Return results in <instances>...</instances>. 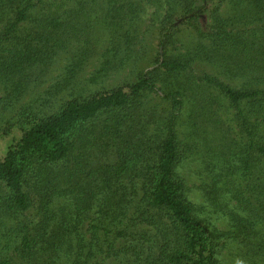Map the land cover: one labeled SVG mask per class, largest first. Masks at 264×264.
<instances>
[{
    "label": "trees",
    "instance_id": "trees-1",
    "mask_svg": "<svg viewBox=\"0 0 264 264\" xmlns=\"http://www.w3.org/2000/svg\"><path fill=\"white\" fill-rule=\"evenodd\" d=\"M0 264H264V0H0Z\"/></svg>",
    "mask_w": 264,
    "mask_h": 264
},
{
    "label": "rangeland",
    "instance_id": "rangeland-1",
    "mask_svg": "<svg viewBox=\"0 0 264 264\" xmlns=\"http://www.w3.org/2000/svg\"><path fill=\"white\" fill-rule=\"evenodd\" d=\"M61 65H63V63H62ZM90 71H91V70H90ZM59 74H60V72H56V73L54 74V76H57V75H59ZM46 86H47V85H45V86L43 85V86H42V90L45 89ZM36 92H37V91H36Z\"/></svg>",
    "mask_w": 264,
    "mask_h": 264
}]
</instances>
